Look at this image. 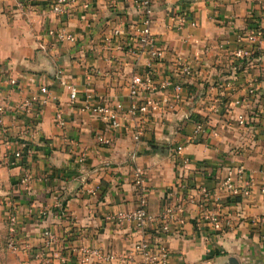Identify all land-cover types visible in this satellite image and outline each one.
Masks as SVG:
<instances>
[{"label": "crops", "instance_id": "1", "mask_svg": "<svg viewBox=\"0 0 264 264\" xmlns=\"http://www.w3.org/2000/svg\"><path fill=\"white\" fill-rule=\"evenodd\" d=\"M88 1V9L79 6L65 18L50 11L52 0H0V103L12 109L27 93H40L42 88L50 95L38 112V134L32 138H15V129L26 126L29 116L12 109L3 117L10 127L11 148L29 147L33 152L15 164L0 154V181L9 194L18 195L19 241L26 246L12 253L15 264H40L34 252L41 248L45 229L57 236L44 250L49 264H62L58 256L79 246L122 255L131 252L138 239L154 238V224L141 232L132 223L118 226L110 219L137 206L135 166L143 170L149 187V211L157 213L172 201L170 190L177 191L173 201L183 203V223H173L160 238L169 249L171 264H227L229 257L238 264H264V221L259 220L264 215V46L259 59L232 58L237 32L264 28V0H152L151 31L163 49L160 59L137 49L138 17L130 0ZM171 13L186 16L182 28H169ZM61 25L74 33V41H58L49 33ZM184 63L189 73L183 72ZM53 66L76 88L73 102L51 76ZM146 71L155 81L179 82L181 93L179 101L172 99L171 91H148L138 98L161 102L166 97L168 107L142 118L143 133L136 140L132 127L140 119L127 113V83ZM10 77L17 80L16 91L7 81ZM252 83L258 93L249 96L246 91ZM90 91L96 99L123 104L118 129L110 130L82 108L83 95ZM235 97L243 98L242 107L233 104ZM213 99L218 101L216 113L210 109ZM57 109L62 111L63 126L55 124ZM254 110L261 113L253 117ZM240 114L253 120L248 127L238 126ZM196 120L206 130L192 143L188 139ZM98 133L112 136L111 145L99 144ZM179 144L187 161L182 166L171 154ZM239 164L253 178V187L246 196L221 195L219 212L232 228L216 232L202 217L205 208L188 198L199 186L217 188L226 168ZM24 169L34 175L27 191L20 190L18 182ZM180 181L187 183L183 191ZM206 206L215 211L214 201ZM65 264L81 263L72 254ZM111 264L124 262L119 258Z\"/></svg>", "mask_w": 264, "mask_h": 264}, {"label": "built area", "instance_id": "2", "mask_svg": "<svg viewBox=\"0 0 264 264\" xmlns=\"http://www.w3.org/2000/svg\"><path fill=\"white\" fill-rule=\"evenodd\" d=\"M133 5V11L137 15V26L135 28L136 42L138 44L137 49L144 50L150 58L160 59L163 55V49L156 45L154 34L151 31L153 23V8L152 0H130ZM82 9H88V0H52L50 11L52 13L62 15L65 18L71 16V14L77 10L78 7ZM169 28L180 29L184 26L186 22V16L184 14H169ZM120 28L115 30V33H119ZM58 41H74L75 35L70 31L66 25H61L58 29L54 31H49ZM237 45L232 51V58L236 61H245L249 59H259L261 50L264 46V28L260 26H251L240 30L236 34ZM120 45L119 47H122ZM39 49L45 50L43 44L39 45ZM136 52V50H131ZM184 73H189V66L187 64H181ZM54 78L57 79L58 83L66 88L69 92V97L71 102H73L77 97V90L74 86L67 83L65 77L61 73L55 72ZM11 85L13 91L18 88V83L16 78L10 77L7 79ZM226 84L230 87L231 92H236V88L230 85L229 82ZM128 94L130 98L129 105L127 107V113L132 117H137L140 119L132 127V135L134 139H139L143 133V126L141 125V120L145 117L151 110L156 108H166L168 107V98L163 97L161 102L154 99H146L144 102H139V97L148 91H171V97L174 101H179L181 93V85L179 82L174 81L170 78H165L155 81L153 78V73L151 71H146L141 77L132 76L127 83ZM246 93L250 95H255L258 93V88L255 84H251L247 89ZM42 94V95H40ZM50 100L49 90L47 88H42L40 93L29 92L23 96L12 108L14 111L27 115L30 117V122L24 127H17L15 129V138L18 140H25L27 138H32L38 134V117L39 110L43 105L47 104ZM218 101L213 99L210 109L213 113L218 111ZM233 104L238 107H242L244 100L241 97H235L233 99ZM264 105V103H263ZM82 108L90 113L97 115L110 130H115L120 127V115L123 110V104L120 101L112 99H96L93 93L86 92L83 95V106ZM8 107L7 104L0 103V142L3 144V150H0L1 157L11 164L19 162L24 154L32 155V149L26 147L25 149L11 148V138L10 127H8L3 117L13 110ZM259 112V111H258ZM261 113V111L259 112ZM257 111H253L252 116H258ZM249 115L240 114L237 117V124L240 127H248L249 123L253 121L249 119ZM54 121L57 126H63L64 120L62 116L61 109H57L54 116ZM261 127L264 130V119H262ZM205 124L196 120L194 122L193 129L189 134V142H196L205 133ZM12 137V136H10ZM96 141L101 145L109 146L112 143V136L106 134H97ZM184 148L183 145H176L171 151L172 156L176 159L179 166L186 164V158L181 156V151ZM133 156V155H132ZM83 158V155L80 157ZM133 185L137 194V206L132 211H121L110 217L118 226H122L125 223H132L133 226L143 232L150 225L154 224V238L143 237L138 239L133 243L132 250L126 254H118L114 251H109L102 253L100 249L96 247L79 246L70 249L67 254H60L58 256L59 261L65 264L70 257V255H78L79 262L81 264H92L95 261H99L103 264H111L116 259H121L124 264H171L169 262L170 252L169 249L160 241L162 235L167 234L173 223L179 222L183 223V211L184 206L182 201H173L176 196L177 191L170 190L168 193V198L172 201H168L160 209L159 212L154 213L148 209V196L149 187L146 183L144 172L139 166L133 168ZM34 180V175L27 169L21 171L19 177V189L22 191H27L32 181ZM254 180L251 176L245 175V168L243 165L239 164L236 166L227 167L223 178L220 180L217 188L212 189L207 186H199L194 190V193L190 195L188 201L192 204L198 205L199 207H204L203 218L208 221L216 232H223L225 229H231L232 225L229 219L221 217L219 212V199L221 195L226 197L236 198L238 196H246L251 192ZM187 188V183L184 181L179 182V189L183 191ZM92 193V190H89ZM18 196V195H17ZM15 195L6 197L5 200V221L7 236L5 240L6 248L12 252L16 253L19 250L26 248L19 241V230H18V213H19V202ZM177 200V199H176ZM209 200L214 201L216 204L215 211L207 208V203ZM30 212V211H29ZM41 214L44 211H39ZM260 221H264V215L259 217ZM42 245L41 248L34 252L35 259L39 260L40 264H49L50 259L45 254V248H48L57 241V236L45 229L42 232Z\"/></svg>", "mask_w": 264, "mask_h": 264}, {"label": "rangeland", "instance_id": "3", "mask_svg": "<svg viewBox=\"0 0 264 264\" xmlns=\"http://www.w3.org/2000/svg\"><path fill=\"white\" fill-rule=\"evenodd\" d=\"M5 185L0 181V264H15L12 252L6 248L5 240L7 236L5 221V200L13 194L7 192Z\"/></svg>", "mask_w": 264, "mask_h": 264}, {"label": "water", "instance_id": "4", "mask_svg": "<svg viewBox=\"0 0 264 264\" xmlns=\"http://www.w3.org/2000/svg\"><path fill=\"white\" fill-rule=\"evenodd\" d=\"M37 54H41V52H37ZM55 72H56V69L53 66L50 70L51 76L53 78L55 76ZM155 147L160 148L162 152H167V150H168V147H166V146H155ZM227 261H228L227 264H238L237 260L234 257H229Z\"/></svg>", "mask_w": 264, "mask_h": 264}]
</instances>
